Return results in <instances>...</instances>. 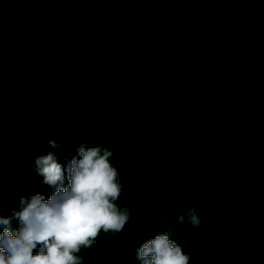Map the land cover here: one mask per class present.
<instances>
[{
    "label": "trees",
    "instance_id": "16d2710c",
    "mask_svg": "<svg viewBox=\"0 0 264 264\" xmlns=\"http://www.w3.org/2000/svg\"><path fill=\"white\" fill-rule=\"evenodd\" d=\"M82 144L113 153L131 210L83 264H145L157 234L190 264H264V0H0V235Z\"/></svg>",
    "mask_w": 264,
    "mask_h": 264
},
{
    "label": "clouds",
    "instance_id": "9594fccd",
    "mask_svg": "<svg viewBox=\"0 0 264 264\" xmlns=\"http://www.w3.org/2000/svg\"><path fill=\"white\" fill-rule=\"evenodd\" d=\"M50 143L57 147L55 141ZM79 158H73L67 168V188L56 191L45 201L42 195L22 197L23 208L16 213L23 227L14 236L5 227L0 235V264H83L78 255L91 248L101 230L120 233L131 219L130 209L116 203L122 193L119 173L110 163L113 153L102 145L82 144ZM34 170L44 177V183L62 181L64 170L54 155L38 156ZM190 224L198 227L201 217L192 209ZM184 216L180 217L183 222ZM9 221L0 217V224ZM42 244L45 251L34 255ZM145 264H190V255L167 234H157L138 249Z\"/></svg>",
    "mask_w": 264,
    "mask_h": 264
},
{
    "label": "rangeland",
    "instance_id": "374dc122",
    "mask_svg": "<svg viewBox=\"0 0 264 264\" xmlns=\"http://www.w3.org/2000/svg\"><path fill=\"white\" fill-rule=\"evenodd\" d=\"M223 13H225V19H226L227 28L231 29L234 26V24H235V19L232 18L231 16H229L228 14H226L225 8L223 9Z\"/></svg>",
    "mask_w": 264,
    "mask_h": 264
}]
</instances>
